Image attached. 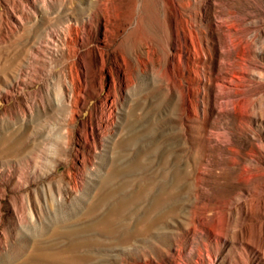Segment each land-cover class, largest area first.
<instances>
[{
    "label": "rangeland",
    "instance_id": "obj_1",
    "mask_svg": "<svg viewBox=\"0 0 264 264\" xmlns=\"http://www.w3.org/2000/svg\"><path fill=\"white\" fill-rule=\"evenodd\" d=\"M0 264H264V0H0Z\"/></svg>",
    "mask_w": 264,
    "mask_h": 264
},
{
    "label": "bare ground",
    "instance_id": "obj_2",
    "mask_svg": "<svg viewBox=\"0 0 264 264\" xmlns=\"http://www.w3.org/2000/svg\"><path fill=\"white\" fill-rule=\"evenodd\" d=\"M68 41V40H67ZM70 46V45H69Z\"/></svg>",
    "mask_w": 264,
    "mask_h": 264
}]
</instances>
